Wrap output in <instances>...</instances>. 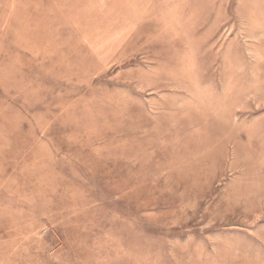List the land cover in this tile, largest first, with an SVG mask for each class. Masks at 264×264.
<instances>
[{"label": "rangeland", "instance_id": "1", "mask_svg": "<svg viewBox=\"0 0 264 264\" xmlns=\"http://www.w3.org/2000/svg\"><path fill=\"white\" fill-rule=\"evenodd\" d=\"M256 1L0 0V264H264Z\"/></svg>", "mask_w": 264, "mask_h": 264}, {"label": "crops", "instance_id": "2", "mask_svg": "<svg viewBox=\"0 0 264 264\" xmlns=\"http://www.w3.org/2000/svg\"><path fill=\"white\" fill-rule=\"evenodd\" d=\"M256 1V0H255ZM257 2V1H256Z\"/></svg>", "mask_w": 264, "mask_h": 264}]
</instances>
